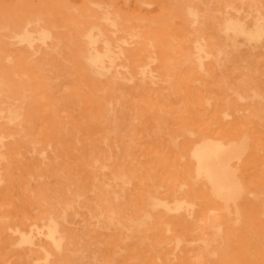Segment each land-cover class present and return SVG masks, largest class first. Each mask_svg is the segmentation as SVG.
I'll return each mask as SVG.
<instances>
[{
	"label": "bare ground",
	"instance_id": "obj_1",
	"mask_svg": "<svg viewBox=\"0 0 264 264\" xmlns=\"http://www.w3.org/2000/svg\"><path fill=\"white\" fill-rule=\"evenodd\" d=\"M80 2L0 0V264H264V0Z\"/></svg>",
	"mask_w": 264,
	"mask_h": 264
},
{
	"label": "rangeland",
	"instance_id": "obj_2",
	"mask_svg": "<svg viewBox=\"0 0 264 264\" xmlns=\"http://www.w3.org/2000/svg\"><path fill=\"white\" fill-rule=\"evenodd\" d=\"M32 1V0H30ZM42 1V0H41ZM53 3H55V5L57 7H61L63 5H69V6H79L80 5V0H50ZM89 1H103L106 2L108 0H89ZM23 2L25 4H29L28 0H23ZM118 5L119 7H121L124 10H132L134 8V3L133 0L128 1L126 4L123 2V0H118ZM20 9V8H19ZM156 9L155 6H151L148 8V11L153 12ZM38 63V61H37ZM218 218V215L216 212H210L208 214V217L206 220L201 221L198 226H197V231L196 233L204 235L205 234V226L207 223H210L212 221H215ZM189 260L191 264H205V259L203 258V252L197 248L194 252H192L189 255Z\"/></svg>",
	"mask_w": 264,
	"mask_h": 264
}]
</instances>
